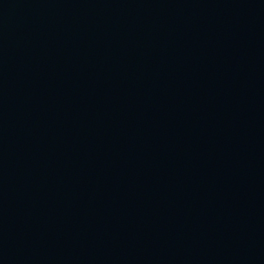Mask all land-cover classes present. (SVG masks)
Returning a JSON list of instances; mask_svg holds the SVG:
<instances>
[{
    "label": "water",
    "instance_id": "water-1",
    "mask_svg": "<svg viewBox=\"0 0 264 264\" xmlns=\"http://www.w3.org/2000/svg\"><path fill=\"white\" fill-rule=\"evenodd\" d=\"M0 264H264V0H0Z\"/></svg>",
    "mask_w": 264,
    "mask_h": 264
}]
</instances>
